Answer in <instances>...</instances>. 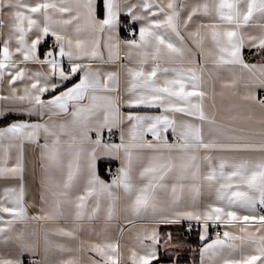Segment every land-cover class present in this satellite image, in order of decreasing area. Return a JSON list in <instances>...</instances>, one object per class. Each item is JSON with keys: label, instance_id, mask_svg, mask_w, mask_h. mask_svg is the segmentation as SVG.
I'll return each instance as SVG.
<instances>
[{"label": "snow or ice", "instance_id": "6c2138e0", "mask_svg": "<svg viewBox=\"0 0 264 264\" xmlns=\"http://www.w3.org/2000/svg\"><path fill=\"white\" fill-rule=\"evenodd\" d=\"M103 7L104 16L98 19L96 0H0V16L7 13L10 20L8 34L0 40V85L6 80L9 94L0 95V100L26 105L20 111L28 116H47L48 121L64 118L62 123L20 120L0 127V179L18 181L4 187L0 195V242L14 239L22 253L35 251L24 233L14 228L17 222L56 221L64 217L66 209L75 219H93L101 210L102 199L109 220L121 201L137 218L148 209L155 214L160 193L172 179L174 206L179 205L188 186L197 195L201 183L214 192V201L203 209L194 197L191 208L175 211L171 219L161 209L157 221L194 220L202 224L201 240L207 238L209 222L213 227L225 226L222 237L217 232L215 239L201 248V264H264V214L258 211L264 210V130L250 136L236 135L235 130L225 134L223 126L205 111L202 87L206 69L192 66L196 62L187 54L188 41L201 49V55L208 41L212 46L208 56L217 70L240 66L254 72L257 65L244 63L241 49L247 45L264 50V0H124L123 5L121 0H103ZM122 13L130 18V27L140 22L138 38L133 30V38L123 42L125 59L135 65L125 66V106L158 108L159 115L123 116L119 73L110 71L102 76L92 67L95 60H103L101 34H107L108 62L119 60L120 42L115 37ZM3 27L0 19V29ZM252 28H259L260 34L248 32ZM82 32L94 39H81ZM41 46L47 47L43 58ZM29 65L46 70H32ZM259 71L264 76V66ZM45 94L49 98L45 99ZM256 103L264 108V100ZM177 114L189 119L177 120ZM124 120L130 124L129 141L122 136L120 144L105 146L110 151L123 150V163L111 182L105 183L95 171V149L89 151L85 145H99L100 130L110 131ZM260 123L264 125V119ZM205 125L209 133L217 135L206 139ZM169 130L173 143L166 135ZM92 131L97 134L96 141L90 139ZM42 133V188L47 196L41 199L46 207L30 217L25 204L23 146L38 143ZM149 135L151 140L146 139ZM63 136L68 139L62 140ZM220 137L228 142H221ZM201 151L205 153L202 157ZM212 152L259 156L214 159ZM201 161L206 172L201 170ZM57 233L75 237L72 230L60 228ZM137 239L139 248L129 249L127 261L119 240L91 243L89 250L99 257L90 258L91 264H153L159 233L153 229ZM56 248L65 250L63 245ZM0 264L22 261L19 256L0 255Z\"/></svg>", "mask_w": 264, "mask_h": 264}, {"label": "crops", "instance_id": "0c3cea01", "mask_svg": "<svg viewBox=\"0 0 264 264\" xmlns=\"http://www.w3.org/2000/svg\"><path fill=\"white\" fill-rule=\"evenodd\" d=\"M124 0H121L123 5ZM131 3H136L137 0H130ZM97 18L102 19L104 16L103 0H96ZM0 19L4 21L3 29L0 32L3 36H0V40L7 36L9 31L10 20L7 13L0 16ZM130 18L126 17L123 13L120 17V28L116 34L115 39L120 42L119 60L114 62H108V50L104 47V42L107 40V34H101L99 36L101 41V52L103 54V60L97 59L92 62L94 70H99L103 76L106 72H118L119 73V96H120V112L123 116L128 114H148L159 115L160 109L158 108H145L143 106L139 108H129L125 106V100L127 99V76L125 66H135L133 63L128 62L125 59L126 49L123 42L127 39H132L123 34V29L131 28V31L136 32V38H138V29L140 22H136L130 27ZM123 27V29H122ZM253 35H259V28L249 29ZM80 38L84 40L94 39L88 32H82ZM47 42L52 43V38L49 37ZM188 48L190 51L187 53L196 63L192 66L202 65L206 71L203 74V87L202 90L206 93L204 97L205 111L209 116H214L218 125H222L225 134L231 133L235 130L236 135L250 136L253 133H259L264 130V125L260 123L264 119V108H262L257 100H264L261 97V93L264 92V76L261 75L259 68L264 66V50H260L257 47L245 46L241 49V57L244 63L249 65H257V69L254 72H249L247 69H243L240 66H225L217 70L211 62V57L208 56V52L212 50L210 42L205 41L204 55H201V49H198L193 43L188 41ZM47 51V47L41 46V58L43 53ZM65 65L67 60L65 58ZM88 63L87 60L84 61ZM188 66V65H185ZM32 70H46L41 69L40 65H29ZM77 78H74V81ZM70 86V85H69ZM62 90V89H61ZM59 91V90H58ZM9 88L7 81L0 85V95H8ZM245 96H254L255 100L244 99ZM45 99L49 98L48 94H45ZM26 105L19 102L2 101L0 100V127H5L14 121L26 120L30 122H45L49 124L52 122L62 123L64 118L53 117L52 121H48V117L41 118L37 115L28 116L22 114L20 109ZM11 118L9 122L3 124L4 119ZM177 120L189 119L177 114ZM199 123V121H195ZM130 124L124 120L118 127H113L110 131L108 128L100 130L99 145L94 143H88L85 147L91 151L95 149V171L99 178L105 183H110L109 178L110 166L118 164L119 168L123 163V150L119 152L107 150L105 146L117 145L121 143V137L124 141H129L128 128ZM117 133L118 139L116 141L106 142L105 138L111 133ZM206 139L216 136L217 133H209L208 126L205 125ZM169 143L175 142L171 131L166 134ZM91 141L97 140V134L95 131L89 133ZM67 136H63L62 140H67ZM146 139L151 140V136H147ZM221 142H228L220 137ZM44 143V135L41 134L38 143H25L23 146L24 152V186H25V204L28 209V215L36 216L40 214V209L46 207V204L41 199L42 196H47L42 188V180L44 177V171L42 169L41 146ZM13 162L15 160L16 150L13 149ZM201 157L205 155L203 151L200 153ZM211 155L215 158L223 157L227 159L233 158H247L258 157L259 153H236V152H212ZM202 172L207 171V166L201 161ZM174 182L172 179H168L166 184L167 190L161 191L158 201L157 212L154 214L152 209L142 214L139 218L133 216L130 212L125 210L123 201L117 204L116 212L111 220L106 218V202L101 200V210L95 218L89 219L87 216L84 219H75L71 210L65 211L63 218L56 221L46 220H33L28 219L25 221L17 222L14 228L17 232H23L26 242L32 244L35 251L21 252L18 247V242L14 239L7 243L0 242V255H6L11 257L19 256L22 264H60L61 261H67L74 259L78 261V264H91V259H99L89 250V245L93 242H103L105 240H119L121 246V252L124 260L127 261L129 256V249L139 248L138 236H142L144 233H151L155 229L160 236V243L157 245V259L153 261V264H201V248L206 243H211L216 236V229L221 228V237L223 231L226 230L225 226H210L208 228V235L205 240L200 239V234L203 231L202 224L196 221H189L181 218L175 223H157L161 219L160 210L163 209L164 214L171 219L175 211H183L191 208L193 205V198L195 197V203L199 205L201 209L206 207L209 203L214 201V192L210 191L206 184L201 183L199 185V194L191 189L190 186L186 187L181 194L180 202L178 206L172 204L171 184ZM18 181H8L0 179V195H2V189L6 186H14ZM50 198V197H49ZM90 211V209H89ZM243 214V213H241ZM127 218V219H126ZM132 221L131 224L128 221ZM191 224L193 229L198 231L199 245L190 246L186 245L187 239L182 236L181 228L185 225ZM72 230L75 233L74 238L61 236L57 233V229ZM123 229V232L120 230ZM238 231V229H232ZM56 245H63L64 251H59ZM167 256L164 260V258Z\"/></svg>", "mask_w": 264, "mask_h": 264}, {"label": "built area", "instance_id": "2783aa9c", "mask_svg": "<svg viewBox=\"0 0 264 264\" xmlns=\"http://www.w3.org/2000/svg\"><path fill=\"white\" fill-rule=\"evenodd\" d=\"M123 29V27H122ZM131 32V28H125L123 29V34L127 35L129 37H132V35L130 34ZM52 43L47 42V45L50 46ZM46 47V46H44ZM261 97L262 99H264V92L261 93ZM118 139V135L117 133L113 132L110 135H108V137L105 138L106 142H111V141H116ZM118 169H119V165L115 164L110 166V172H109V178L112 179L114 176H116L118 174ZM258 211H260L262 214H264V210H261L258 208ZM187 229H193V226L191 224L185 225ZM219 232L221 233V228H217L216 229V233Z\"/></svg>", "mask_w": 264, "mask_h": 264}, {"label": "trees", "instance_id": "16d2710c", "mask_svg": "<svg viewBox=\"0 0 264 264\" xmlns=\"http://www.w3.org/2000/svg\"><path fill=\"white\" fill-rule=\"evenodd\" d=\"M10 120H12L11 118H7L3 120V124H6L7 122H9ZM182 231V236L186 237L185 239H187L186 243L184 244H188L190 246H197L199 245V236H198V231L196 229H187L186 226H183L181 228ZM167 256H165L164 258L162 257V259L164 260Z\"/></svg>", "mask_w": 264, "mask_h": 264}]
</instances>
